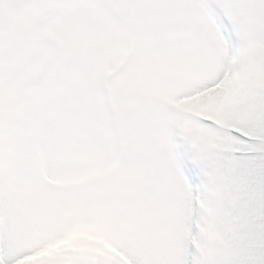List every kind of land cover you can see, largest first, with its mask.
I'll use <instances>...</instances> for the list:
<instances>
[{
    "label": "snow or ice",
    "instance_id": "6c2138e0",
    "mask_svg": "<svg viewBox=\"0 0 264 264\" xmlns=\"http://www.w3.org/2000/svg\"><path fill=\"white\" fill-rule=\"evenodd\" d=\"M0 264H264V0H0Z\"/></svg>",
    "mask_w": 264,
    "mask_h": 264
}]
</instances>
